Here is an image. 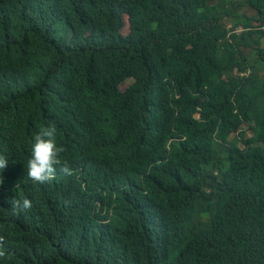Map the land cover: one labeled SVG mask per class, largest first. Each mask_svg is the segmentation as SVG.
I'll list each match as a JSON object with an SVG mask.
<instances>
[{"label": "trees", "instance_id": "obj_1", "mask_svg": "<svg viewBox=\"0 0 264 264\" xmlns=\"http://www.w3.org/2000/svg\"><path fill=\"white\" fill-rule=\"evenodd\" d=\"M0 155V264H264V0H0Z\"/></svg>", "mask_w": 264, "mask_h": 264}, {"label": "clouds", "instance_id": "obj_2", "mask_svg": "<svg viewBox=\"0 0 264 264\" xmlns=\"http://www.w3.org/2000/svg\"><path fill=\"white\" fill-rule=\"evenodd\" d=\"M61 146L57 143V128L54 124L43 126L33 136L31 143L30 156L25 163H17L19 177L12 185L25 193L29 188L37 189L40 184L49 182L57 166L61 165L60 153ZM9 160L0 155V173L8 166ZM61 170L66 174H71L70 169L63 166ZM4 183L3 176L0 175V186ZM11 207L15 214H19L32 207V202L28 198L22 201L13 199Z\"/></svg>", "mask_w": 264, "mask_h": 264}, {"label": "rangeland", "instance_id": "obj_3", "mask_svg": "<svg viewBox=\"0 0 264 264\" xmlns=\"http://www.w3.org/2000/svg\"><path fill=\"white\" fill-rule=\"evenodd\" d=\"M228 27H230V25H229ZM128 31H129V28H128L127 17H124V27L122 28L121 32H122L123 35H126V34L128 33ZM131 83H132V81L129 79V80H127V81L125 82V84L121 85L120 88H121L122 90H124V89H125V86H126V85H129V84H131Z\"/></svg>", "mask_w": 264, "mask_h": 264}, {"label": "built area", "instance_id": "obj_4", "mask_svg": "<svg viewBox=\"0 0 264 264\" xmlns=\"http://www.w3.org/2000/svg\"><path fill=\"white\" fill-rule=\"evenodd\" d=\"M241 30L240 29H237V32H240ZM242 75H246V74H242Z\"/></svg>", "mask_w": 264, "mask_h": 264}]
</instances>
